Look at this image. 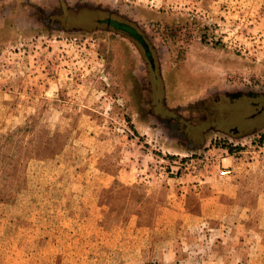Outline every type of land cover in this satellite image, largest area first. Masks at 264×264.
<instances>
[{"label": "rangeland", "instance_id": "rangeland-1", "mask_svg": "<svg viewBox=\"0 0 264 264\" xmlns=\"http://www.w3.org/2000/svg\"><path fill=\"white\" fill-rule=\"evenodd\" d=\"M100 1L161 106L128 41L0 0V264H264V0Z\"/></svg>", "mask_w": 264, "mask_h": 264}, {"label": "flooded vegetation", "instance_id": "flooded-vegetation-1", "mask_svg": "<svg viewBox=\"0 0 264 264\" xmlns=\"http://www.w3.org/2000/svg\"><path fill=\"white\" fill-rule=\"evenodd\" d=\"M100 0H46L44 4H37V8L44 14L56 15V24L69 28H86L95 25L98 29H104L116 37L128 41L135 46L142 60L145 62L148 71L154 78L151 94L157 96L159 106H161L163 78L162 70L156 61L155 48L145 37L144 32L135 22H130L119 13L103 7ZM51 18V17H48ZM125 54L127 65L130 63L127 49L118 51V55ZM164 91V86H163ZM165 109V108H164ZM177 108H166V116L174 118ZM186 112V110H185ZM264 110L260 113H263ZM257 115H255L256 117ZM254 120V118H251Z\"/></svg>", "mask_w": 264, "mask_h": 264}, {"label": "built area", "instance_id": "built-area-1", "mask_svg": "<svg viewBox=\"0 0 264 264\" xmlns=\"http://www.w3.org/2000/svg\"><path fill=\"white\" fill-rule=\"evenodd\" d=\"M231 173L230 170H225L223 172H221V176H228Z\"/></svg>", "mask_w": 264, "mask_h": 264}, {"label": "water", "instance_id": "water-1", "mask_svg": "<svg viewBox=\"0 0 264 264\" xmlns=\"http://www.w3.org/2000/svg\"><path fill=\"white\" fill-rule=\"evenodd\" d=\"M263 110H264V106H263V108H262Z\"/></svg>", "mask_w": 264, "mask_h": 264}]
</instances>
